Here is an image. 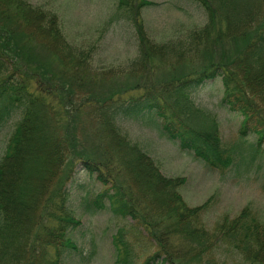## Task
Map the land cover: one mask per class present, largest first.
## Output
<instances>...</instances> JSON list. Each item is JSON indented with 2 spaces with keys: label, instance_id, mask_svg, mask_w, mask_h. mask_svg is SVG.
<instances>
[{
  "label": "trees",
  "instance_id": "16d2710c",
  "mask_svg": "<svg viewBox=\"0 0 264 264\" xmlns=\"http://www.w3.org/2000/svg\"><path fill=\"white\" fill-rule=\"evenodd\" d=\"M132 1L121 0L120 8ZM196 1L208 23L184 41L156 45L134 19V73L151 71L153 61L186 64L192 73L159 84L145 81L143 88L125 92H96L93 50L69 45L58 18L41 6L0 0V27L6 26L0 41V131L16 120L0 160V264H63L77 249L69 235L81 223L69 203L71 188L84 186L80 172L106 187L87 210L105 209L106 199L114 215L147 231L157 251L142 264H182L179 242L212 252L224 241L251 264H264V225L248 209L210 233L200 221L210 200L187 206L179 193L185 180L164 176L121 128V121L155 112L182 152L211 168H227L217 130L188 127L202 116L191 93L220 79L223 105L243 116L242 136L255 135L263 146L264 0ZM29 40L46 56L35 57ZM227 42H237L236 48L228 50ZM135 91L140 93L130 94ZM116 248L115 264H131L129 251L121 257Z\"/></svg>",
  "mask_w": 264,
  "mask_h": 264
},
{
  "label": "rangeland",
  "instance_id": "374dc122",
  "mask_svg": "<svg viewBox=\"0 0 264 264\" xmlns=\"http://www.w3.org/2000/svg\"><path fill=\"white\" fill-rule=\"evenodd\" d=\"M27 1L55 14L69 45L93 50L91 67L98 80L94 87L96 92H125L193 72L186 64L170 66L169 63L153 61L149 66L152 72L134 73L132 65L139 56L134 19L142 22L148 38L159 46L184 41L191 32L208 23L205 10L196 0H134L123 8H120L121 0ZM4 27H0V41L6 36L1 35V32L6 34ZM29 42L36 47L33 51L35 57L46 56L41 46ZM225 45L233 51L237 42ZM199 63L197 59L195 66L198 67ZM53 65L57 68L56 64ZM223 95L220 79L193 91L191 99L202 111V116L189 121L188 127L199 133L217 130L224 158L230 160L227 168H211L193 154L182 152L179 142L169 139L164 122L155 112L145 113L137 120L120 122L123 132L156 162L164 176L185 180L179 193L187 206L196 208L210 200L200 221L213 234L218 226L225 222L230 224L245 209L264 225V144L259 148L257 136H242L243 116L230 112L223 105ZM15 121H10L0 131V160L5 155ZM78 183L84 186L82 189L71 188L69 203L81 223L69 235L77 249L68 252L63 264H115L117 246L121 257L129 251L131 264H142L157 251L147 231L129 217L114 215L106 199L105 209L95 213L87 210L86 207L94 205L105 186L81 172ZM179 252L182 264H251L227 241L217 245L212 252H202L198 247L179 242Z\"/></svg>",
  "mask_w": 264,
  "mask_h": 264
}]
</instances>
